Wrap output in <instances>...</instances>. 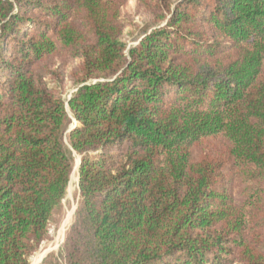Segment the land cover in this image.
Masks as SVG:
<instances>
[{
	"label": "trees",
	"instance_id": "16d2710c",
	"mask_svg": "<svg viewBox=\"0 0 264 264\" xmlns=\"http://www.w3.org/2000/svg\"><path fill=\"white\" fill-rule=\"evenodd\" d=\"M128 1L0 0V264L51 240L74 153L40 264H264V0H135L129 49Z\"/></svg>",
	"mask_w": 264,
	"mask_h": 264
},
{
	"label": "rangeland",
	"instance_id": "374dc122",
	"mask_svg": "<svg viewBox=\"0 0 264 264\" xmlns=\"http://www.w3.org/2000/svg\"><path fill=\"white\" fill-rule=\"evenodd\" d=\"M122 19L126 24V29L124 31V36L122 41L129 49L138 44L140 38L142 37L140 29L143 27V22L145 20L144 16L140 13L137 8L135 0H129L127 4L122 8ZM75 88L66 83V89L63 95L65 101H67ZM76 123L73 122L68 129H73ZM67 145V141L65 139ZM84 155L73 154V169L70 175V181L68 189L66 190V195L62 201L63 209L59 217L58 222L51 228V240L44 242L39 250L30 258V264H32L33 259H37V263L41 258L49 253H57L64 242L65 234L74 220V215L77 209V204L79 202L78 195V166L80 164V159ZM75 209V212L73 211ZM64 227V228H63ZM63 228V229H62ZM63 231V232H62ZM41 263V262H40ZM39 263V264H40Z\"/></svg>",
	"mask_w": 264,
	"mask_h": 264
},
{
	"label": "bare ground",
	"instance_id": "6f19581e",
	"mask_svg": "<svg viewBox=\"0 0 264 264\" xmlns=\"http://www.w3.org/2000/svg\"><path fill=\"white\" fill-rule=\"evenodd\" d=\"M73 211H75V209H74ZM63 228H64V227H63ZM63 228H62V229H63ZM62 232H63V231H62ZM44 256H45V255H44ZM44 256H43V257H44ZM43 257H42V258H43ZM42 258H41V259H42ZM40 261H41V260H40ZM40 261H39V262H40ZM36 263H37V259H33V260H32V264H36Z\"/></svg>",
	"mask_w": 264,
	"mask_h": 264
},
{
	"label": "water",
	"instance_id": "95a60500",
	"mask_svg": "<svg viewBox=\"0 0 264 264\" xmlns=\"http://www.w3.org/2000/svg\"><path fill=\"white\" fill-rule=\"evenodd\" d=\"M70 130H71V129H68L67 132H69ZM77 181H78V180H77ZM44 257H45V256H44ZM44 257H43V258H44ZM43 258L41 259V261L43 260ZM41 261H40V262H41ZM40 262H39V263H40ZM39 263H38V264H39Z\"/></svg>",
	"mask_w": 264,
	"mask_h": 264
}]
</instances>
